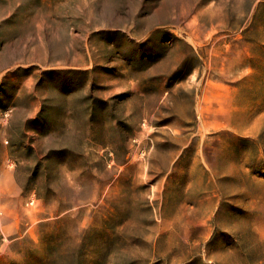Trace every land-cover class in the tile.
Masks as SVG:
<instances>
[{"label": "rangeland", "instance_id": "rangeland-1", "mask_svg": "<svg viewBox=\"0 0 264 264\" xmlns=\"http://www.w3.org/2000/svg\"><path fill=\"white\" fill-rule=\"evenodd\" d=\"M0 264H264V0H0Z\"/></svg>", "mask_w": 264, "mask_h": 264}]
</instances>
